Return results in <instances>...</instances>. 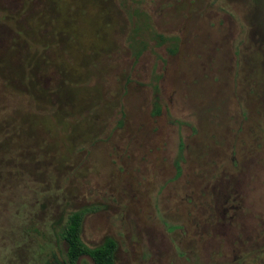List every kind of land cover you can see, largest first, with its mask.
I'll list each match as a JSON object with an SVG mask.
<instances>
[{
  "label": "rangeland",
  "instance_id": "1",
  "mask_svg": "<svg viewBox=\"0 0 264 264\" xmlns=\"http://www.w3.org/2000/svg\"><path fill=\"white\" fill-rule=\"evenodd\" d=\"M73 212L114 264H264V0H0V264Z\"/></svg>",
  "mask_w": 264,
  "mask_h": 264
},
{
  "label": "trees",
  "instance_id": "2",
  "mask_svg": "<svg viewBox=\"0 0 264 264\" xmlns=\"http://www.w3.org/2000/svg\"><path fill=\"white\" fill-rule=\"evenodd\" d=\"M159 111L160 108L156 102L153 113L158 114ZM182 147L180 143V151H182ZM176 169L177 175H179L180 167L178 162H176ZM82 224V213L73 212L69 215L62 231V239L66 245L65 259L53 253L44 264H76L83 256H88L94 264H114L117 250L116 242L111 238H106L100 246L88 248L81 239Z\"/></svg>",
  "mask_w": 264,
  "mask_h": 264
}]
</instances>
